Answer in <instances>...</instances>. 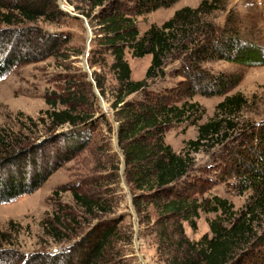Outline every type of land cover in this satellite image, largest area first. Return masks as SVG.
Segmentation results:
<instances>
[{
  "label": "trees",
  "instance_id": "16d2710c",
  "mask_svg": "<svg viewBox=\"0 0 264 264\" xmlns=\"http://www.w3.org/2000/svg\"><path fill=\"white\" fill-rule=\"evenodd\" d=\"M67 1L88 20L93 31L92 43L96 47L90 51V67L96 62L90 56L96 52L102 58L98 60L100 65L104 63V53L113 58L118 88L112 109L119 122V145L127 176L134 189L142 192L135 196V205L139 210L143 203L159 206L163 216L187 221L192 229L197 228L200 211L216 214L209 223L211 235H204L197 243L185 237L181 222L176 224L179 248L171 264H264V128L251 133L246 144L251 154L244 155L243 160L235 158L240 193H252L240 212L228 199L213 196L200 202L181 189L194 167L192 154L231 140L237 131L235 122L246 105L241 94L229 95L240 79L206 74L203 64L224 61L264 67V47L243 41L239 29L230 26L234 25L232 16H228L222 30L212 21L217 12L226 11L227 0H203L197 8H181L171 19L161 26L152 25L144 34L136 18L171 8L178 0ZM69 17L60 8L59 0H0V79L19 65L62 56L71 37L48 32L38 24H60ZM127 52L134 59L152 57L143 80H132ZM175 55L190 59L182 76L194 84L180 104L148 92L150 82L166 77V61ZM81 76L87 81V73ZM93 76L104 97L105 80L96 73ZM66 89L46 99L51 108L48 147L43 146L44 141L24 146L7 132L0 134V204L36 192L91 144L93 131L101 121L90 112L89 100L76 82L69 81ZM197 94L225 96L214 117L203 124L200 105L191 101ZM183 123L197 126L198 136L186 142L185 151L178 154L166 143L165 135L175 124ZM75 198L90 209L97 205L78 194ZM113 224L100 225L89 237L53 255L8 249L5 246L11 243L10 237L0 233V264H110L108 250L118 234Z\"/></svg>",
  "mask_w": 264,
  "mask_h": 264
},
{
  "label": "rangeland",
  "instance_id": "374dc122",
  "mask_svg": "<svg viewBox=\"0 0 264 264\" xmlns=\"http://www.w3.org/2000/svg\"><path fill=\"white\" fill-rule=\"evenodd\" d=\"M202 1L178 0L171 8L137 17L138 29L144 34L152 25L161 26L171 19L177 10L197 8ZM59 6L71 17L60 24L41 22L38 26L51 33H66L71 42L62 56L19 65L0 79V134L7 132L24 146L44 141L43 146L48 147L46 139L51 134L48 111L51 108L46 99L54 92L65 93L69 81L80 86L89 100L90 112L101 122L93 131L87 149L55 172L39 190L0 204V233L7 234L11 240L5 247L24 254L53 255L74 246L85 236L89 237L100 225L114 223L118 234L108 250L110 264H171L179 248L176 224L181 222L185 237L197 243L204 235H211L209 223L216 219V214L200 211L197 228L192 229L187 221L163 216L159 206L143 203L139 210L135 205V196L142 192L134 189L127 176L124 153L119 145V122L112 109L118 88L112 69L113 58L104 53L105 60L100 65L98 60L102 58L96 52L90 56L92 62L96 60L94 67H90V51L96 46L92 43L94 35L88 20L67 0H59ZM226 7V11L213 16L212 21L217 27L225 29L230 15L234 22L230 26L239 29L243 41L264 47V0H227ZM126 59L132 68V80H143L152 57L134 59L127 52ZM86 62L93 82L94 73L105 80L102 99L97 96L92 81L93 87L87 85L90 76L85 71ZM189 65L190 59L183 55L169 57L166 77L150 82L148 92L180 104L188 98L194 85L192 80L182 76ZM202 67L209 75L240 79L229 95L241 94L246 105L235 122L237 131L231 140L192 154L194 167L181 189L200 202L211 200L213 196L228 199L240 212L252 193H240L235 158L246 159L243 156L250 153L246 144L251 133L264 128V67H246L224 61L206 62ZM82 72L87 73V81L81 76ZM224 98L201 94L193 97L191 101L198 103L203 111L200 124L214 117L217 105ZM197 136V126L183 123L175 124L167 131L165 140L179 154L185 151L186 142ZM75 194L94 201L96 207L90 209L81 205Z\"/></svg>",
  "mask_w": 264,
  "mask_h": 264
},
{
  "label": "water",
  "instance_id": "95a60500",
  "mask_svg": "<svg viewBox=\"0 0 264 264\" xmlns=\"http://www.w3.org/2000/svg\"><path fill=\"white\" fill-rule=\"evenodd\" d=\"M85 65V71L89 74V76H90V78H89V81L91 82H93V80H92V74H91V72H90V70H89V67H88V65H87V62L84 64ZM94 83V85H95V90H96V94H97V96L100 98V99H102V96L100 95V93H99V91L97 90V88H96V84H95V82H93Z\"/></svg>",
  "mask_w": 264,
  "mask_h": 264
}]
</instances>
